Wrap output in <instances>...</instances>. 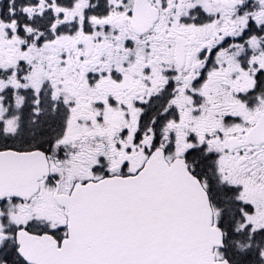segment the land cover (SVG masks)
Listing matches in <instances>:
<instances>
[{
  "label": "snow or ice",
  "instance_id": "obj_1",
  "mask_svg": "<svg viewBox=\"0 0 264 264\" xmlns=\"http://www.w3.org/2000/svg\"><path fill=\"white\" fill-rule=\"evenodd\" d=\"M0 264H264V0H0Z\"/></svg>",
  "mask_w": 264,
  "mask_h": 264
}]
</instances>
